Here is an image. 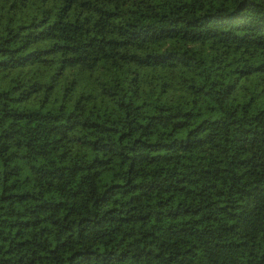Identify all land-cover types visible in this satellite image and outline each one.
<instances>
[{
    "label": "trees",
    "instance_id": "1",
    "mask_svg": "<svg viewBox=\"0 0 264 264\" xmlns=\"http://www.w3.org/2000/svg\"><path fill=\"white\" fill-rule=\"evenodd\" d=\"M0 264H264V0H0Z\"/></svg>",
    "mask_w": 264,
    "mask_h": 264
}]
</instances>
